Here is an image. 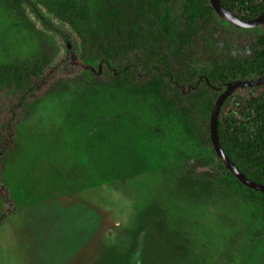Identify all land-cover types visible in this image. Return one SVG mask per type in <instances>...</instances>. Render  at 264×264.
Masks as SVG:
<instances>
[{"label":"rangeland","instance_id":"1","mask_svg":"<svg viewBox=\"0 0 264 264\" xmlns=\"http://www.w3.org/2000/svg\"><path fill=\"white\" fill-rule=\"evenodd\" d=\"M37 2L61 35L0 0V68L82 76L79 39L53 18L57 0ZM0 128L15 138L0 164V264H264L258 211L201 175L150 103L78 89L29 112L3 94Z\"/></svg>","mask_w":264,"mask_h":264},{"label":"trees","instance_id":"2","mask_svg":"<svg viewBox=\"0 0 264 264\" xmlns=\"http://www.w3.org/2000/svg\"><path fill=\"white\" fill-rule=\"evenodd\" d=\"M219 2L245 21L264 10V0ZM4 3L13 18L26 22L27 7L44 28L61 35L37 0ZM52 14L78 37L83 75L37 80L20 66H3L0 95L11 94L29 112H35L42 98L78 89H111L150 103L195 154L201 175L258 211L257 231L263 238L264 192L250 190L223 166L210 141L209 119L224 84L264 75V22L238 29L219 18L209 0H57ZM217 135L236 168L264 185V85L238 88L226 97ZM14 139L12 130L0 131V164L13 152Z\"/></svg>","mask_w":264,"mask_h":264},{"label":"water","instance_id":"3","mask_svg":"<svg viewBox=\"0 0 264 264\" xmlns=\"http://www.w3.org/2000/svg\"><path fill=\"white\" fill-rule=\"evenodd\" d=\"M210 4L217 14V16L223 20L225 23L230 24L238 29H252L264 22V10L262 13L252 19V20H242L236 15L232 14L229 10L221 6L219 0H209ZM264 85V75L258 78L249 79V80H236L224 84L222 91L218 98L216 99L213 109L210 113L209 119V137L213 147V150L217 157L220 159L223 166L244 186L249 188L252 191L264 192V185L256 184L248 180L237 168L236 166L228 159L224 154L223 150L220 147L217 135V117L219 110L226 99L234 90L238 88H255Z\"/></svg>","mask_w":264,"mask_h":264}]
</instances>
